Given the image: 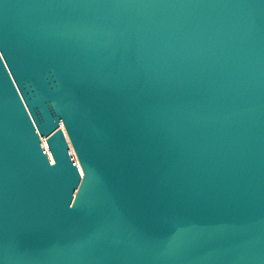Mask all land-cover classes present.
Instances as JSON below:
<instances>
[{"label": "water", "instance_id": "1", "mask_svg": "<svg viewBox=\"0 0 264 264\" xmlns=\"http://www.w3.org/2000/svg\"><path fill=\"white\" fill-rule=\"evenodd\" d=\"M0 264H264V0H0Z\"/></svg>", "mask_w": 264, "mask_h": 264}]
</instances>
